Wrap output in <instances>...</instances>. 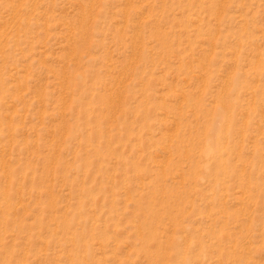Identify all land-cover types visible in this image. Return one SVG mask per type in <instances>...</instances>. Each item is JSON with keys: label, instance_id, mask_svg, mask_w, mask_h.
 <instances>
[{"label": "rangeland", "instance_id": "rangeland-1", "mask_svg": "<svg viewBox=\"0 0 264 264\" xmlns=\"http://www.w3.org/2000/svg\"><path fill=\"white\" fill-rule=\"evenodd\" d=\"M0 264H264V0H0Z\"/></svg>", "mask_w": 264, "mask_h": 264}, {"label": "bare ground", "instance_id": "bare-ground-1", "mask_svg": "<svg viewBox=\"0 0 264 264\" xmlns=\"http://www.w3.org/2000/svg\"><path fill=\"white\" fill-rule=\"evenodd\" d=\"M222 112H223V111H222ZM222 119H223V118H222ZM212 132L214 133V130H213ZM211 134H212V133H211ZM216 134H217V133H216V131H215V136H216ZM213 138H214V137H213ZM215 139H216V138H215ZM208 142H209V141H208ZM208 142H207V143H208ZM215 142H216V141H214L213 145H211L212 147L209 146V148L206 149V151L204 150V151H205L204 153H205L206 155H210V154H212L213 152H215V150H216L215 148L217 147V145L215 144ZM216 143H217V142H216ZM211 144H212V143H211ZM209 145H210V144H209ZM217 152H218V151H217Z\"/></svg>", "mask_w": 264, "mask_h": 264}]
</instances>
